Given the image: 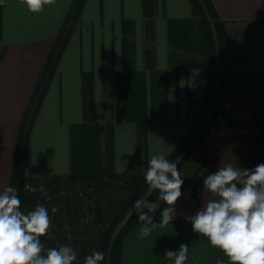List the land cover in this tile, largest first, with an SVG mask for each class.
<instances>
[{"label":"crops","instance_id":"0c3cea01","mask_svg":"<svg viewBox=\"0 0 264 264\" xmlns=\"http://www.w3.org/2000/svg\"><path fill=\"white\" fill-rule=\"evenodd\" d=\"M213 2L230 32L232 71H264L259 57L264 37H258L259 27L264 28V0ZM74 3L56 0L55 5H45L38 13L28 11L19 0L0 4V191L13 181L21 123L64 27L73 26L33 120L31 176L71 172L72 134L83 123L91 126L89 114L91 117L94 113V121L97 119V112L106 105V88L114 87L116 80L118 88L135 90L136 100L142 105L138 111L130 103L133 98L123 91L118 95L120 103H126L127 115L112 121L109 128L114 136L115 167L120 173H146L151 155L163 153L167 158L188 136L202 110L208 68L172 64L170 21L193 17L189 0H155L152 29L145 16L144 0H84L78 17ZM124 71H129L126 78L119 75ZM86 74L91 76L88 109L84 98ZM130 74L139 76L130 81ZM238 79L234 72L231 87L238 91L240 101L263 100L264 82L262 86L241 84L236 88ZM159 103L166 105L165 111L157 112ZM260 140V136H254L247 149L236 152L197 144L184 167L187 177L183 184L189 186L174 206L172 222L158 226L144 238L139 234L142 222L134 225L123 241L120 264H170L165 252L178 251L181 244L189 247L185 264H216L218 259L228 264L222 251L192 230L188 217L217 198L203 182L219 167L231 164L254 169L264 164ZM194 189L197 194L191 193ZM165 207L161 202L153 214L157 225Z\"/></svg>","mask_w":264,"mask_h":264},{"label":"trees","instance_id":"16d2710c","mask_svg":"<svg viewBox=\"0 0 264 264\" xmlns=\"http://www.w3.org/2000/svg\"><path fill=\"white\" fill-rule=\"evenodd\" d=\"M189 1L193 7V17L170 21L172 64L186 67L206 66L209 80L203 109L192 122L188 136L167 157L170 162L176 164L181 162L179 158L187 159L197 144L201 143L200 131L206 114L211 107L212 112L219 111L223 98L232 89L231 74L223 65V49L228 43L226 22L220 16L213 0ZM83 2L84 0H75L73 10L76 13L72 12L70 16L73 13L79 16ZM155 11V0H144V12L149 29L154 25ZM72 28L73 26H68L62 29L60 38L49 57L38 91L22 120L11 187L17 181L20 183L21 194L18 197L21 201L20 210L23 213L32 211L29 207L30 203L33 205L37 203V206L43 202L42 204L48 209L51 219L50 230L47 235L40 238L45 251L49 248L69 245L77 252L74 264H83L85 257L95 251L105 255L101 264H120L123 241L133 226L141 222L134 211V202L138 199L154 202L158 197V191L148 193L149 186L145 182V173L128 175L116 170L114 136L111 128L107 135L106 149H102L98 134L93 151L84 141L85 129L92 127L83 123L76 131L74 130L71 148L72 170L69 174L44 177L45 180H41L42 177L34 178L29 174L33 120ZM204 40L209 45V52L202 48ZM217 47L220 51V69L217 63ZM53 58L55 60L52 66ZM50 66L52 69L48 71ZM128 74L129 71L119 73L125 78ZM90 80V75H84L86 109L90 104L88 98L91 91ZM119 89L127 94L126 88ZM126 109L120 112L126 113ZM261 139L263 143L260 151L264 149V131ZM27 180L37 191L24 189ZM41 186L43 191L40 190ZM191 193L197 194L198 190L194 189ZM44 194L54 196L48 206L44 203L47 201ZM53 207L58 211L53 213L51 211Z\"/></svg>","mask_w":264,"mask_h":264},{"label":"clouds","instance_id":"9594fccd","mask_svg":"<svg viewBox=\"0 0 264 264\" xmlns=\"http://www.w3.org/2000/svg\"><path fill=\"white\" fill-rule=\"evenodd\" d=\"M4 0H0L3 4ZM30 12H42L45 5H55L56 0H19ZM145 182L150 191H158V201L138 199L134 211L142 222L139 234L148 237L159 226L172 222L175 204L182 196V173L177 164L170 162L165 154L151 155L145 173ZM204 188L216 199L204 203L194 216L188 217L192 230L208 239L228 259V264H264V164L254 169H240L228 164L219 167L214 174L204 179ZM237 185H240L238 187ZM32 192L36 188L26 185ZM43 191V186L40 188ZM160 224L153 214L160 203ZM15 187L0 191V264H74L77 252L69 245L49 248L45 251L40 238L47 235L51 219L48 209L38 204L34 210L23 213ZM147 209V211H145ZM53 213L58 209L53 207ZM187 244L178 251L167 250L164 258L170 264H185L188 260ZM105 255L95 251L85 257L83 264H101ZM216 264H225L218 259Z\"/></svg>","mask_w":264,"mask_h":264},{"label":"rangeland","instance_id":"374dc122","mask_svg":"<svg viewBox=\"0 0 264 264\" xmlns=\"http://www.w3.org/2000/svg\"><path fill=\"white\" fill-rule=\"evenodd\" d=\"M226 26H227V24H226ZM258 37L260 39H262L264 37V28L263 27H259ZM227 38H228V43L225 46V48L223 49V51H224V53H223V65H225V67H227L226 69L229 70V72L231 74L230 76L232 78H233L234 72L239 75V79L236 81V88H237V86H239L241 84H242V86L243 85H246V84H249V85H259V86L261 85L262 86V83L264 82V71H232V67L230 66V63H231V60H232V52H231V48H230V32H229L228 27H227ZM202 44H203L202 48L204 50H206V51L209 52L210 51V48H209V45H208L207 41L204 40ZM259 49H260L259 50V54H261V56H259L260 57V60L262 62H264V44L261 43V42L259 44ZM217 50H218L217 63H218L219 69H220L221 59H220V51H219V48L218 47H217ZM257 52L258 51L255 50V53H257ZM54 60L55 59L53 58L52 64H51L52 66H53ZM51 69H52V67L50 66L49 69H48V71H51ZM54 70H55V68H54ZM138 76H139V74H135V75L130 74L128 79H130V81H132V78H135V77H138ZM127 84H129V82ZM263 85H264V83H263ZM125 88L127 90L126 91L127 92V95L130 98H133V101H131L130 103H134L135 104V107L139 111L138 106L141 109L142 108V105H141V103H138L137 100H136L138 93L135 90H133L132 88H129V87H125ZM120 90L121 89L118 88V86H117V80H116L114 87L111 86L109 88H106V91H107L106 92V99H107V101L105 102L106 105H104V107H103L104 109L103 108H100V110L97 112V119L94 121V113L91 114V117H90V114L88 113L89 114L88 120L91 121V127L92 128H88L87 127L85 129L84 141H85L87 147H89V149L91 148L92 151L95 148L96 137H97L98 134L100 135V143H101L102 149L103 150L106 149L108 128L110 126V123L112 121H114V120H117V119H125V117L127 115V113L120 112V111H122L125 108V105H126V103L125 104L122 103L123 100L120 103V97L119 96L122 95L121 94L122 92ZM118 91H119V93H118ZM229 91H235L237 93L238 97H239V93H238L237 90L230 89ZM249 102L250 103H254L256 105H264V98H263V100H260L258 102H255V101H249ZM165 106L166 105L159 103L157 105V112L165 111V109H164ZM202 109H203V104H202ZM210 111H212V107H211V109L208 112H210ZM260 139H261V135H260ZM262 143H263V141L261 139L259 141V150H260V147H262V145H261ZM250 144H251V141L248 143L247 146L242 147L240 149H247ZM260 156L261 155H259V152H258V155L256 157V163L257 164H259L258 162L260 161ZM187 159H181V158H179L178 160L181 161V162L177 163V168L182 173V179H183V181L186 179L185 177H187L186 169L184 168V167H186L188 165L187 164ZM88 161H89V159H88ZM40 179L41 180H45L44 177H42ZM28 181L29 180H27L25 182L24 189H27L26 188V185H29L30 184ZM188 186H189L188 183L183 184L181 191H183L186 188H188ZM12 187H15L17 189V195L20 196V194H21L20 183L17 181L14 184V186H12ZM150 192L151 191L149 190L148 193H150ZM44 195L46 196V199H47V201L46 202L44 201V203H46L47 206H48L49 205L48 203L54 198V196H49L48 194H44ZM154 202H157L158 203V199L154 200ZM40 203L42 204L43 202H40ZM36 204L33 205L32 203H30L29 204V207H31L32 210H34ZM145 211H147V209H145Z\"/></svg>","mask_w":264,"mask_h":264},{"label":"built area","instance_id":"2783aa9c","mask_svg":"<svg viewBox=\"0 0 264 264\" xmlns=\"http://www.w3.org/2000/svg\"><path fill=\"white\" fill-rule=\"evenodd\" d=\"M264 131V105L242 102L235 91H229L217 112L205 116L201 144L222 151L236 152L254 136Z\"/></svg>","mask_w":264,"mask_h":264}]
</instances>
